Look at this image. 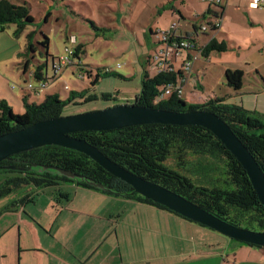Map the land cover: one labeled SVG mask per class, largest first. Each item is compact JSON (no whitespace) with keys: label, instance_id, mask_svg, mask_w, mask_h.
Masks as SVG:
<instances>
[{"label":"trees","instance_id":"1","mask_svg":"<svg viewBox=\"0 0 264 264\" xmlns=\"http://www.w3.org/2000/svg\"><path fill=\"white\" fill-rule=\"evenodd\" d=\"M204 1L210 2L209 0ZM227 1L224 0L222 4L210 2L216 9L212 12V7L209 6L210 8L203 16L204 25L209 26L210 33H217L221 30L213 24L223 20L222 12ZM171 10L176 13L174 8ZM34 23L35 20L30 15L27 3L19 5L14 0H0V34L13 25L16 27L14 36L19 37ZM202 26L203 24L200 27H194L196 34ZM43 38L44 40L39 41L35 32H30L26 36L24 52L19 53L22 59L20 66L24 67V75L28 77L26 84L33 79L37 81L56 80L55 77H49L47 62H38L36 66L31 67L32 61L37 60L40 46L45 50L40 54L41 56L45 53L47 59H52V63L59 60V57L49 54L50 39L46 35ZM184 39L192 40L197 46L199 45L195 38L187 36L177 38V40ZM83 48L84 46L81 45L76 50H72L71 64L66 69H71L78 80L90 79L91 84L89 85L94 88L99 84L104 73L110 75L112 70L109 68L110 71H108V67L103 66L102 69L98 67L96 73L90 66L84 65L81 60ZM199 49L202 52L201 55L208 58L212 53L227 52L229 46L226 41H219L214 37L207 45ZM147 63L151 66L150 60ZM150 68V71L149 69L144 70L141 92L134 104L178 113L195 110L215 113L232 128L264 172V122L258 113L251 112L241 105L226 104L225 98L210 99L202 104H191L176 91L161 97L167 87L175 86L181 81L183 68L182 66H167L162 70ZM31 71L34 72L33 78L29 77ZM225 79L228 88L235 92L242 90L244 85L242 70H227ZM26 90L28 89L24 87L23 91L26 92ZM69 92L66 99H62L60 93L49 94L41 104L30 103L29 96L25 95L23 97L25 111L19 115L13 112L6 100L0 99V136L27 128L41 120L63 117L64 111L69 106H79L100 99L104 101L114 99L113 95L107 94L99 97L87 89L69 90ZM72 136L85 140L99 148L117 164L184 197L222 221L243 229L264 232V206L247 172L208 129L200 126L150 124L111 131L80 132ZM34 164L38 165V168L30 171L5 168L27 169ZM45 166L68 171L78 177L72 179L56 170L41 171L40 169ZM67 182L151 204L180 216L136 194L131 186L108 173L87 155L74 150L46 146L14 155L0 163V200L7 196H14V200L6 211L34 204L39 190L47 187L58 188ZM92 183L103 185L108 191L96 188ZM20 191L21 193H18Z\"/></svg>","mask_w":264,"mask_h":264},{"label":"crops","instance_id":"2","mask_svg":"<svg viewBox=\"0 0 264 264\" xmlns=\"http://www.w3.org/2000/svg\"><path fill=\"white\" fill-rule=\"evenodd\" d=\"M17 1L15 3L21 5ZM231 1H227L222 12L223 24L219 32L199 31L196 34L194 30V27L204 25L203 16L208 7L203 11L196 10V19L201 21L192 24L194 33L189 35L187 32L186 36L195 38L199 47H204L215 37L226 41L229 49L234 45L238 51H244L246 57L242 64L249 68L245 70L249 88L244 83L242 90L235 92L224 83L229 89L227 95L219 96L214 91L205 95L197 90L202 85L199 75L192 71L183 95L188 103L202 104L216 98H225L227 103V100L233 101L236 97L239 99L237 102L244 106V97L264 92V77L259 74L264 66V8L251 9V0H235L230 7ZM182 19H187L185 14ZM230 29L232 36L228 34ZM15 31V26L8 27L0 34V61L18 57L20 60L15 70L21 72L26 83L28 77L24 75L19 57L26 37L24 32L15 37ZM150 33L153 36L152 30ZM239 33H242L241 36H237ZM49 61L47 59L48 73ZM241 68L243 66L227 70ZM57 80L51 85L53 92L50 94L60 91ZM62 185L58 188L67 189L63 198L54 197L53 206V202L50 203L38 219L28 212L19 214V209L24 208L9 211L19 214L20 219L18 222L15 219L14 224L5 229L9 232L16 227L15 224L20 225V246L17 251V244L9 242L8 247L0 249V264H264V248L250 247L229 239L151 204L80 187L75 183H67L66 188ZM143 220L147 223H142ZM24 226L27 232L37 236L36 240L22 243Z\"/></svg>","mask_w":264,"mask_h":264},{"label":"rangeland","instance_id":"3","mask_svg":"<svg viewBox=\"0 0 264 264\" xmlns=\"http://www.w3.org/2000/svg\"><path fill=\"white\" fill-rule=\"evenodd\" d=\"M17 2L27 3L30 15L35 20L34 25L24 31V37L34 31L36 38L42 41L44 40L43 36L46 35L50 39L49 54L53 57L66 56L71 50H76L77 47L83 45L81 60L84 65L90 66L96 73L97 68L101 67L100 69H102L103 66L112 70L110 75L104 73L103 78L94 88L89 85L91 84L90 79L78 80L71 69L59 72L57 84L60 91L57 93H60L62 99L68 97L69 90L82 91L83 89H87L99 97L107 94L114 96L111 101L100 99L79 106H69L64 111V116L134 104L141 92L144 70L149 69L148 71H150V67H152V64L148 66L147 62L157 54H161L164 48L161 44L162 32L170 30L177 24L176 34L178 36L184 38L188 33L192 35L194 33L192 24H199L201 21L196 19L198 16L196 10L203 11L209 6L212 7V10L216 9L210 2L204 0H58L56 2L52 0H18ZM234 3L235 0H232L230 7H233ZM171 8H174L176 13L172 12ZM184 14L187 21L182 19ZM150 30L153 31V36H150ZM228 34L232 36L231 29ZM241 34L239 33L237 36H241ZM25 46L26 41L22 47L23 52ZM42 52L45 50L40 46L37 60L32 61L31 67L36 66L38 62H47L45 53L43 56L40 55ZM245 57V52L238 51L234 45L223 54L213 53L208 58L201 55L197 61H194L192 67L195 74L199 75L202 85V88L199 87L197 90L204 92L205 95L210 91H214L219 96L227 95L229 89L224 85V83L226 84L225 72L229 68L235 69L243 66L241 70L243 69L246 75L245 70L249 68L242 64ZM187 58L188 52L182 51L175 65L180 67ZM19 60L18 57H15L14 60L0 61V99L6 100L16 115L25 111L23 105L25 95L29 96L30 103L41 104L45 101L46 96L53 92L51 87L40 94L28 90L24 92L21 89L26 87V83L23 82L24 76L15 70L17 69L15 65ZM48 60H50L49 76H53L52 59ZM250 72H253L251 68ZM259 74L264 77V66L262 73L259 72ZM243 80L245 87L249 88L248 76L246 75ZM66 85L69 86V90H65ZM247 96L243 98V107L258 113L264 122V92ZM237 100L239 99L235 97L233 101L232 99L227 100L226 104L240 105L241 103ZM67 183H63V188L67 187ZM65 192L67 189L61 190L57 187L39 190L37 203L29 204L23 210L19 209L18 213L25 215L28 212L32 214L33 218L38 219L49 208L50 203L53 202V206L54 197L61 199ZM13 200L14 196H7L0 200V249L4 250L10 242L14 245L17 244L18 251L20 225L15 224L16 227L9 232L5 229L12 226L15 219L17 222L20 219L19 214L6 211ZM44 222L50 223L49 221ZM141 222L147 223L146 220ZM36 238L37 236L34 237L27 232L26 226H24L22 243L25 244L26 241L36 240Z\"/></svg>","mask_w":264,"mask_h":264},{"label":"water","instance_id":"4","mask_svg":"<svg viewBox=\"0 0 264 264\" xmlns=\"http://www.w3.org/2000/svg\"><path fill=\"white\" fill-rule=\"evenodd\" d=\"M200 126L211 131L232 153L248 174L261 204L264 206V172L254 156L234 133L232 128L218 115L208 111L172 112L157 108H146L136 104L118 105L103 110L41 120L19 131L0 136V163L14 155L46 146H58L83 153L98 163L104 170L125 182L136 194L164 206L168 210L221 235L249 245L264 248V232H256L233 226L184 197L144 179L127 168L117 164L101 150L74 134L80 132H101L124 129L139 125ZM7 169L30 171L38 168L34 164L26 168ZM41 171L56 170L63 176L77 178L78 175L57 168L43 167ZM92 185L106 190L103 185Z\"/></svg>","mask_w":264,"mask_h":264},{"label":"built area","instance_id":"5","mask_svg":"<svg viewBox=\"0 0 264 264\" xmlns=\"http://www.w3.org/2000/svg\"><path fill=\"white\" fill-rule=\"evenodd\" d=\"M209 1L215 4H222L224 0H209ZM249 7L251 9H260L264 7V0H251L249 3ZM222 21L223 20L214 22L213 26L216 28H221ZM177 29H178V25L175 24L173 28H171L168 32H162L163 39L161 44H163L164 48L161 51V54H157L154 58H152V60H150L152 64V68L154 70H162L165 69L167 66H176L175 62H177L178 57L182 54V51L188 52V58L181 65L183 68L181 81L175 86L167 87L162 92L161 97L165 95H170L174 91L178 92V94L183 97L185 86L189 82L192 75L193 63L194 61H197L202 54L199 47L192 40H186V39L177 40V38L179 37L176 34ZM209 30H210L209 26L203 25L200 31L201 33H207L209 32ZM71 54H72V50L69 52L68 55L60 56L59 60H56L55 62L53 61L52 67H53L54 75L52 78L55 77L57 79L59 72L65 71L66 68L71 64V59H70ZM108 71H110L109 68ZM29 77L32 78L34 77L33 71L29 72ZM55 81L56 80L37 81L33 79L26 84V89L36 94H40L43 91L49 89V87H51V85ZM69 89H70L69 86L66 85L65 90H69Z\"/></svg>","mask_w":264,"mask_h":264}]
</instances>
